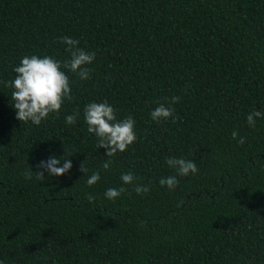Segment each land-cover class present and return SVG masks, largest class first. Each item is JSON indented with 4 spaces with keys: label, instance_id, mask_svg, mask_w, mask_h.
Here are the masks:
<instances>
[{
    "label": "trees",
    "instance_id": "1",
    "mask_svg": "<svg viewBox=\"0 0 264 264\" xmlns=\"http://www.w3.org/2000/svg\"><path fill=\"white\" fill-rule=\"evenodd\" d=\"M65 36L95 60L85 81L64 70L73 99L59 118L18 121L0 84V262L264 264V119L246 121L264 112V0H0V81L24 56L66 60ZM173 96L175 123L152 122ZM103 101L117 119L131 115L137 134L108 171L83 119L86 104ZM53 155L71 159L69 173L25 179ZM166 157L199 172L169 191L159 184L176 174ZM94 171L101 179L89 187ZM129 171L147 194L122 185ZM122 186L115 202L104 197Z\"/></svg>",
    "mask_w": 264,
    "mask_h": 264
},
{
    "label": "clouds",
    "instance_id": "2",
    "mask_svg": "<svg viewBox=\"0 0 264 264\" xmlns=\"http://www.w3.org/2000/svg\"><path fill=\"white\" fill-rule=\"evenodd\" d=\"M61 42L66 46L65 50L68 53L66 60L61 62L47 55L44 57L24 56L13 69L14 78L10 81H0L4 87L12 89L11 106L16 112L15 118L18 121L31 122V124L39 126L52 114L59 118L65 100L71 102L73 99L69 76L64 71L65 69L76 75L81 81L91 78L92 69L88 66L93 64L95 53L80 48L78 46L80 41L71 37H62ZM179 100V97L173 96L170 99L165 97L163 101H158L157 106L149 113L150 120L159 124L172 119V122L175 123V110L172 105L178 103ZM78 116L79 111L67 115L65 123L69 126L76 124ZM258 118L264 119V112L253 110L246 117L248 126L254 128ZM83 119L87 125L88 133L94 135L97 141V149L106 150L107 159L102 164L104 171L110 170L114 163V157L118 153L126 152L137 141L135 119L131 115L117 119V110L107 101L86 104L83 110ZM231 135L233 140H237L239 134L234 130ZM238 143L243 145L245 138L240 137ZM165 163L176 173L159 179L160 186H167L169 191L176 189L179 183L177 176L188 177L199 172L194 160L183 157H166ZM84 164L85 162L81 164L79 171L85 174L88 169ZM35 167L39 171L33 172L30 167L24 173L25 179L31 180L35 175L37 179L43 181L46 178L45 173L48 177H62L70 172L73 164L69 157L57 158L53 155L47 161H40ZM100 179V171H94L86 182L91 187L96 185ZM120 179L122 185L133 186V191L137 195H144L150 191L149 186L137 183V177L131 171L122 173ZM127 190V187L124 186L111 187L105 191L104 197L115 202ZM94 199V196L87 195L89 203H92Z\"/></svg>",
    "mask_w": 264,
    "mask_h": 264
}]
</instances>
